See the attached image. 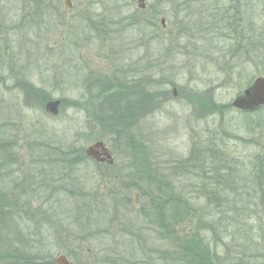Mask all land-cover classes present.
<instances>
[{"label": "rangeland", "instance_id": "obj_1", "mask_svg": "<svg viewBox=\"0 0 264 264\" xmlns=\"http://www.w3.org/2000/svg\"><path fill=\"white\" fill-rule=\"evenodd\" d=\"M239 3L240 21L234 22L231 12L230 27L210 35L200 29L181 39L176 20L190 19L193 25L202 19L198 9L192 12L195 3L144 0L142 9L139 0H71L69 9L64 0H46L37 11L29 0H0V133L9 139L4 149L11 155L7 180L0 166V192L16 207L9 224L0 227V263L56 264L65 255L72 264H187L179 249L199 234L215 248V264H231L237 245L264 237V223L257 224L261 194H254L257 177L264 181V107L252 113L233 107L245 89L264 78V0ZM154 12L156 29L144 30ZM27 14L34 16L29 24L23 21ZM133 14L140 28L127 26ZM145 31L156 39L149 43ZM121 68L145 73L143 80L158 96L152 114L143 115V103L138 107L145 117L139 124L142 142L154 168L135 179L127 141L105 137L91 114L97 109L88 111L86 103L91 74L105 77ZM23 81L48 93L47 102L40 105L26 95ZM209 97L221 108L217 113L192 104ZM57 100L54 116L46 104ZM97 142L111 150L114 163L91 158L77 163L64 189L58 181L67 177L48 163L49 147L81 148L87 156ZM213 168L224 177L234 173L227 190L222 179L217 189L223 192L209 191L215 186ZM160 179L172 181L178 200L186 201L172 237L157 235L152 215L151 192ZM75 181L87 193L98 187L99 195L109 196L100 204V216L94 195L92 208L76 199Z\"/></svg>", "mask_w": 264, "mask_h": 264}, {"label": "trees", "instance_id": "obj_2", "mask_svg": "<svg viewBox=\"0 0 264 264\" xmlns=\"http://www.w3.org/2000/svg\"><path fill=\"white\" fill-rule=\"evenodd\" d=\"M29 1H32L34 3L35 7H37V11H40L42 10L44 5L43 3H45L46 0ZM172 1L173 3H178V6L182 5L184 7H186L185 5L187 1L195 3L197 7L193 8L192 12L198 9V14H201L199 16L202 18L200 20V23L193 25L190 24V19L188 21H181V19L180 21L176 20L175 24L177 29L179 30L177 34L180 35L179 37L181 39L186 37L185 34L190 35V37L192 38L193 34L197 35L202 31L200 29H205L208 35H210L209 33L214 30H217L216 28L221 30V28L230 27L227 25L228 20H231L230 18L233 17V15H231V12L235 15V19H233L234 22L240 21L242 13V5H240L239 3L240 0ZM242 1L243 0H241V2ZM224 2H228V4L237 2L238 4L235 3V7H227ZM188 9L189 7L186 10ZM186 10H183L181 12L184 14V11ZM137 15L138 14H133L129 16L130 19L128 20H130V22L127 26H135L136 28H140V20H138ZM176 15L179 16V13ZM157 17L158 15L156 12H154V14L152 15H149L148 18L145 19L143 22L145 26L144 30H146V28L155 30L158 25ZM175 18L178 19V17L176 16ZM33 20L34 16L32 14H27L25 19H23V21H27L28 24ZM145 32L147 34H151L147 31ZM155 39V35L151 34L149 36V43L153 42ZM236 42L237 41H235V43ZM143 74L145 73H142L139 70L132 72L123 68H121L120 70L113 71L111 75H106L105 77H101L97 74H91L90 78L88 79L87 88L88 90H92V95L87 96L88 99L86 100V103L90 105L88 111L92 112V110L90 109H97L95 113L92 112L91 114H94V118L96 119L101 128V132L105 133V137L107 135L112 136L113 139L117 140L116 142H118L119 140L127 141L126 144L129 147V151L131 155H133V160L129 165L130 169L132 170L133 179H135L134 177L137 175L142 176L144 170L151 171V169L154 168V165L151 164V161L149 162L150 151H147L146 148H144L146 145L142 142L143 137L141 130L139 129V124L141 120L145 118L144 116L146 114H152L154 112L155 105L157 104L155 102L158 96L155 93H151V88L148 85V83L150 82L145 79V76L143 80ZM130 76H135L136 78H129ZM151 87L154 88V86ZM21 88L26 93V95H31L32 97H34L40 105L47 102L48 97L50 96L43 90L36 89L33 84L28 83L27 81L21 82ZM81 98L86 97L82 96ZM142 103L144 104V107H142L144 110L143 117H141L142 113L139 112L140 110L138 109L139 106H143L140 105ZM192 104L199 105L201 109H205L204 111L207 114H210L211 112L217 113V111L221 110V108H219L218 105L215 104L214 99L212 97L207 98L205 102L204 100L200 99H192ZM8 142L9 139L3 133H0V154L2 155L3 153L5 156L8 155V158H0V166L2 168V177L4 180H7L8 176L10 175V172L7 170V165L10 164V161L8 160L9 156L11 155L9 153H6V148L4 149V147H7L6 145L8 144ZM49 149H52L53 152H50V154L46 155L47 157H49L47 161L48 163L50 162V164H57L58 166L56 167L59 168L58 172L60 171V174H62L63 177H67L63 178L62 181H58V183H62V186H65L64 189H67V186L71 181V178H68L70 177L69 173L71 172V170L72 172H75L76 167H78L77 163L87 161L89 159L87 156H85L84 151L81 148H73L69 146L66 148L56 146V148L49 147ZM141 156L143 157L144 161H141V159H139L141 158ZM206 160H208V158ZM40 161L43 162L42 166L46 164V161ZM209 161H214V157L210 158ZM58 163H60L61 165H59ZM203 163L205 164V161ZM210 164L213 166V164L215 163L212 162ZM38 170H44V168L41 167V169L38 168ZM211 173H213V177L210 178V183L212 184L213 182V184L215 185L212 190H209L211 192H223L222 190L217 189L222 179H226L227 182L225 183V190H227L229 185L231 186L232 184V182L229 183V179H235V176H233L234 173H228L229 175L224 177V175H221V173L217 172V170H215L214 168ZM256 181L259 185L256 184L257 190L256 192L254 190V194H261L259 195L260 197L258 199L259 204L262 205L263 208L262 214L257 224L262 225L264 223V181L262 177H257ZM235 182L236 181H234V183ZM251 182V179L250 181L244 180L245 186H242L241 189L245 188ZM75 184L80 187L79 192L76 195V199L78 201H82V205L84 204L92 208L91 204L93 202H89L92 200L91 197L93 195L96 199L100 201L98 203H93V206L96 209V215L100 216V204H103L101 202L107 201L106 199L109 198V196L105 194L99 195L98 187H96V189H94L93 191L89 190L90 192L87 193V191H85V187H82V183L80 181H75L72 186H75ZM251 188H253L252 184L250 189ZM175 189V185L172 181L160 179L157 180V183L155 185V191H153L155 194L151 192V194H153V200L151 201V205L154 223L156 224L155 229L157 235L160 237L162 236V238L164 237V234H168L171 237L173 236V234H175L176 227L173 226V222L179 219V216L181 214H183L184 212L186 213L185 207H182V205L186 201L181 202L178 200L179 196L176 195ZM4 192L5 191L3 189L0 192V194L2 193L0 196V199L2 197V199L0 200V227L3 224H9L12 216V210L13 208H16L8 203V200L5 197L7 194ZM79 195L81 196L79 197ZM184 242L185 243L181 246V250L179 249V251H181L184 255L187 256H185L187 264H215V260L217 259V252L215 248H213L210 243L207 242L205 237L199 234H193L188 240ZM231 255H235L229 258L231 264H264V237L257 236L255 237V239H251L248 240V242L242 243L241 245H237V251ZM3 258L4 255L0 256V262L3 261ZM10 264H18V261L16 260L15 262H12Z\"/></svg>", "mask_w": 264, "mask_h": 264}, {"label": "water", "instance_id": "obj_3", "mask_svg": "<svg viewBox=\"0 0 264 264\" xmlns=\"http://www.w3.org/2000/svg\"><path fill=\"white\" fill-rule=\"evenodd\" d=\"M141 8L144 9V0H139ZM65 6L69 9L72 8L71 0H64ZM60 101H49L46 104V110L51 115L59 114ZM233 107L244 112H253L261 107H264V78H257L251 86H249L244 92L237 97L233 102ZM86 155L94 160H107L113 159L112 153L104 142L94 143L87 148ZM135 202H138L136 197ZM56 264H72L65 255H60L56 259Z\"/></svg>", "mask_w": 264, "mask_h": 264}, {"label": "flooded vegetation", "instance_id": "obj_4", "mask_svg": "<svg viewBox=\"0 0 264 264\" xmlns=\"http://www.w3.org/2000/svg\"><path fill=\"white\" fill-rule=\"evenodd\" d=\"M246 90V89H245ZM244 92V91H243ZM175 94V93H174ZM260 109V108H259ZM258 109V110H259ZM257 111V110H256ZM255 112V111H253ZM249 113H252V112H249ZM110 150V149H109ZM111 151V150H110ZM94 160V159H93ZM96 163H99V164H107V165H112L114 163V159H112L111 161H107V160H100V161H97V160H94Z\"/></svg>", "mask_w": 264, "mask_h": 264}]
</instances>
